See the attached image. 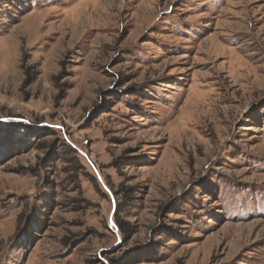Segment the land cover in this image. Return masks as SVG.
Segmentation results:
<instances>
[{
    "label": "rangeland",
    "instance_id": "rangeland-1",
    "mask_svg": "<svg viewBox=\"0 0 264 264\" xmlns=\"http://www.w3.org/2000/svg\"><path fill=\"white\" fill-rule=\"evenodd\" d=\"M0 264H264V0H0Z\"/></svg>",
    "mask_w": 264,
    "mask_h": 264
}]
</instances>
